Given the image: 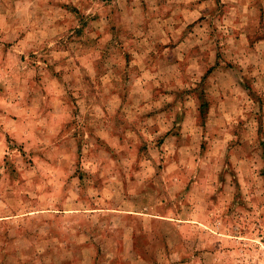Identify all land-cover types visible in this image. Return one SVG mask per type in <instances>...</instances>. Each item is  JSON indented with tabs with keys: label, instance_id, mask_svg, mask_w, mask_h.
<instances>
[{
	"label": "rangeland",
	"instance_id": "1",
	"mask_svg": "<svg viewBox=\"0 0 264 264\" xmlns=\"http://www.w3.org/2000/svg\"><path fill=\"white\" fill-rule=\"evenodd\" d=\"M0 264H264V0H0Z\"/></svg>",
	"mask_w": 264,
	"mask_h": 264
}]
</instances>
